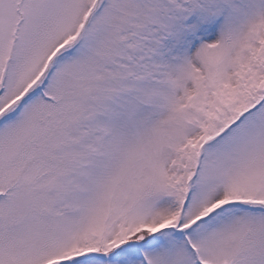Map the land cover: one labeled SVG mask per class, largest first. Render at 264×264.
Instances as JSON below:
<instances>
[{
  "label": "snow or ice",
  "instance_id": "1",
  "mask_svg": "<svg viewBox=\"0 0 264 264\" xmlns=\"http://www.w3.org/2000/svg\"><path fill=\"white\" fill-rule=\"evenodd\" d=\"M0 264H264V0H0Z\"/></svg>",
  "mask_w": 264,
  "mask_h": 264
}]
</instances>
